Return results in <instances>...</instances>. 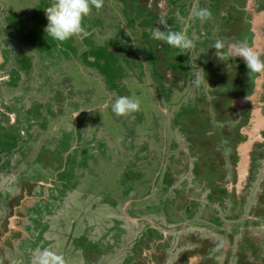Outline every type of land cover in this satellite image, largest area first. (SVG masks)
Returning a JSON list of instances; mask_svg holds the SVG:
<instances>
[{
    "label": "rangeland",
    "instance_id": "rangeland-1",
    "mask_svg": "<svg viewBox=\"0 0 264 264\" xmlns=\"http://www.w3.org/2000/svg\"><path fill=\"white\" fill-rule=\"evenodd\" d=\"M196 1H177L178 4H183L182 16H186L187 11ZM225 1L227 3L218 5L214 2H210V5L208 2L200 4V1L195 4L196 10L207 9L210 14L203 19L192 16L190 27L193 29L191 28L188 36L191 46L186 48L187 55L184 54L182 58L185 64H188L186 66L195 67L196 61L200 60V50L209 48L210 35H214L213 31L218 25V6L221 9V6L225 5L226 15H232L231 17L235 19L239 17L241 20L236 13L235 2ZM54 3L55 0H0V55L5 59L6 74L14 68L13 56L20 45H23V62H25L23 103L15 101V95H12V93L19 95V81L9 88L11 93L8 92L2 97L0 106L6 108L14 118V113L23 104L22 120L27 124L23 139L17 143L18 149L15 148L16 150L13 151L17 155H23L22 159L5 162L0 156L2 159L0 161V226L5 225V220H9L7 216L11 215L16 205V214L12 217L13 225L10 224L11 229L14 227L15 229L11 235L9 233L11 229L1 235V238L8 237L9 241L0 243V264H45V262L61 264V261L62 264H88L91 256L86 255L87 253L85 255L82 253L81 259H69L75 244H79L84 251H94L100 256L108 254L101 258L98 264H105L108 260V264L120 263L124 258L125 264H147L139 260L132 261L137 257L136 252L141 247L147 249L151 245L154 231L159 234L158 230H154L147 221V215L154 213L157 216L160 213L164 216L163 209L170 206V203L166 204L169 202L168 196H174L171 192L168 195L158 192L154 194L151 183L153 176L159 174L162 150H164V163H168L169 158L178 159L179 155L186 156L188 150L190 154V145L188 144V147L185 142L189 141L192 128L187 129L188 126L182 124L178 112L183 115L186 101L193 100L196 95L195 79L190 77L181 82L180 86H173L169 96L163 94L164 100H160L161 104L154 100L152 91L157 94L160 89L152 84L153 79L157 80V78L154 73L153 79L150 78L149 61L155 66L158 65V61L155 55L150 56L151 60H149L148 55L154 50L153 47L159 45L166 47L161 43L167 44V42L164 39H155L159 42H153V45L150 40L153 39L154 31L162 32V28L170 24L165 23L166 21L152 23L150 20L152 15L147 12L153 7L151 1L148 0L145 8L138 0H102V6L98 9L90 3V12L83 20L87 35L74 36L63 43L51 42L45 32L48 23L46 11ZM165 9L166 7L160 11L154 8L153 11L159 15L163 14ZM138 10L142 13L140 14ZM142 19L148 21L143 23ZM196 25L202 27L196 29ZM203 27L209 32L208 35L197 33V30L202 31ZM116 41L119 42L118 48L109 44ZM197 44H200L199 47L196 46ZM203 44H206L205 47L202 46ZM174 53L175 50L170 47L164 49L162 54L164 61L161 64L165 60L168 63L173 59ZM94 57L107 59L108 68L102 71L99 66L101 64L92 61ZM215 66L217 67V64L213 63L212 68L216 69ZM110 71L114 73L111 78ZM2 76H4L3 72L0 71V77ZM225 82L227 81L224 80V84ZM202 83L204 88L202 93L205 94L207 103L212 97L211 89L206 79L202 80ZM163 87L162 90L165 89ZM59 95H63L61 104L57 101ZM122 96L138 102L139 109L136 112L116 115L113 105ZM158 98L160 99L159 95ZM225 102L227 106L224 105L222 115L227 113V107L230 106L226 99ZM160 105L165 110L166 116ZM188 108L189 106L186 111L189 110ZM198 113L199 118L201 114ZM225 119L226 125L232 124L229 118ZM204 120H207L205 115ZM200 125H203V131L206 130L205 123ZM153 137L159 138L163 144L161 147L155 145L159 153L154 151ZM208 138L212 139V137ZM215 142L219 145L221 154L227 152L228 146L222 136L216 137ZM257 154L258 157L262 156V152L258 151ZM37 161L40 164H36ZM49 163H55L51 173L41 175L35 171L37 165L46 166ZM218 165L221 164H216L217 167ZM37 180H41L40 183L44 185L32 184ZM24 184L29 187L28 192L34 196L17 202L15 195L17 191L22 190ZM263 184L264 154L255 167V174L251 180L249 179L246 187L244 186V195L240 201L231 202L230 197H225L221 202L215 201L211 204L208 192L203 190L199 195L200 203L195 214L192 218L189 217L190 214L187 215L190 224L185 232L192 231V233L176 236L178 243L187 246V248L181 247L182 250L185 253H193L195 250L198 253L200 250V264H212V257L216 258L225 247V239L227 240L225 230L231 231L234 225L239 223L241 226L252 225L242 221L243 219H252L256 221L254 223L264 220V218L260 220L261 217L256 216L257 213L253 210L256 202L259 201L257 197ZM50 191L57 196V203L60 206L56 208L55 205H51L52 209H47L48 205L45 204L40 207L38 203L40 192L50 195ZM237 193L240 194V191ZM163 198H166L167 202L162 200ZM7 199L11 201L14 199V205L6 202ZM120 206L123 207L120 209ZM131 206L142 210L145 220L140 219L137 223L124 220L126 216L122 215L123 208L128 209ZM113 207H117L114 208V212L118 214L116 217L110 216ZM213 207L219 215V225L228 228L214 235L204 231H193L194 227L201 229L200 222L209 224L206 218ZM160 208H163L162 211H158ZM127 211L137 214L135 210ZM37 212L39 214H36ZM114 212L111 215H114ZM170 213L173 217L182 214L181 211H174V208H171ZM115 218L120 222L117 225L120 231H113V228H110L111 220ZM100 220L103 221L101 233L105 235L104 240L113 239L111 237L113 232L116 236L118 234L119 240L122 237V244L117 248L118 253L109 252L108 247H105L107 244H99V241L92 240L94 237L84 241L72 238L81 235L84 237L83 234L89 231V222L93 221L98 225L96 221ZM158 221L160 220L154 219V223H159ZM180 221L181 219L178 220ZM259 224L264 227V221ZM213 225L217 227L214 223ZM94 229L98 232L97 228ZM136 230L139 231L136 233ZM259 231L260 242L253 244L251 241L246 242L245 239L241 244H237L234 251H231L232 264H254L257 259L260 263L264 262V255L260 253L264 250V231L257 229V233ZM40 232L43 233L38 235ZM142 233L143 237L140 239ZM230 233L236 245L241 234L234 231ZM250 235L256 234L251 232ZM30 237L31 240L28 241L32 244L27 241ZM176 238L174 236L171 250H175L174 247L178 244L175 242ZM230 241L231 239L228 238L229 244ZM109 243L112 244L111 239ZM249 244L252 245L250 248ZM191 245L192 247H189ZM165 246V243L156 245L162 254ZM126 247L131 249L129 252L134 254L133 257L126 255ZM255 250L258 254L254 253ZM228 251L229 249L225 255L230 252ZM45 252L50 255L45 257ZM170 252L172 255L170 261H172L175 256L172 251ZM55 253H57L55 257H60V261L53 259ZM185 253L177 258L184 264ZM73 255L79 257L77 253ZM196 255H191L190 264H193ZM113 257L117 258L112 260ZM224 262L225 258L220 264H225ZM156 264L160 263L156 262Z\"/></svg>",
    "mask_w": 264,
    "mask_h": 264
},
{
    "label": "flooded vegetation",
    "instance_id": "flooded-vegetation-1",
    "mask_svg": "<svg viewBox=\"0 0 264 264\" xmlns=\"http://www.w3.org/2000/svg\"><path fill=\"white\" fill-rule=\"evenodd\" d=\"M140 4H142L145 8L148 5V0H145L146 2H143L142 0H138ZM151 1L153 7H150V10H147L152 17L150 20H152V23L155 24L157 22L166 21L165 23L170 24V26H166L162 28V32L167 33L168 31H182L185 24L188 25L187 27V37L191 33V30L193 29L190 27L192 25L191 19H192V13L195 9V4H197L198 1H200V4H203V2H208L210 5V2H214L220 4V3H227L225 0H197L195 4H192L191 9L187 11L186 16H182V9L183 4H178V0H158V2H154L156 0H149ZM235 2L236 4V13L239 14L241 20L235 19L234 17H231L232 15H226L227 10L225 9V5L221 6V9H219V6L217 8V15H218V25L215 27L214 35L211 36V43L208 46L209 48H205L204 50H200V60L196 61L195 67L193 66H186L188 64H185L183 55H187L186 48H177L173 47L169 44L161 43L166 45V47L159 45V47L155 46L153 47L154 50L149 52L148 58L150 59V56L155 55L158 61V65H151L150 61V67H151V75L150 78L153 79V76L155 74L157 80L153 79V86H158L159 91L153 92L154 100L158 101L160 103V100L163 99V94L170 95L171 89H173V86H180L181 82L189 79L190 77L195 79V75L198 73L201 77V80L199 84L195 83V96L192 98L193 100H187L185 104V113L181 115L180 111L178 112L180 114V119L182 121V124L187 129L189 127L192 128L191 136H189V141L187 140L185 143L189 147L190 145V154L189 150L186 153V156H180L179 158L172 159L169 158L168 163H164V150H162L161 155V167L159 170V174L156 176H153V180L151 183V188L154 194H157V192L160 194H166L168 195L169 192L173 193L174 196L169 198L170 206L166 209L160 208L158 211H162L164 213V216H161L160 213L157 214V216L154 213L148 214V222L152 225V228L154 230H158V235L154 231V235L151 238V245L146 249L145 247H141L136 253L137 257L132 259L134 262L135 260H139L141 262H147V264H156V262H159L160 264H184L182 261L177 260L178 257H181L183 253H185L181 247L185 246V244L178 243V239L176 236L178 234L183 233H192L191 232H185V229L188 227V224H190V218L193 217L196 210L199 207V201L202 191L205 190L208 192L207 195H209V199L211 201V204L215 201L221 202V200H224L225 197H230L231 202H238L244 195V189L246 185L249 182V179L253 177L255 174V167L258 164L259 159H262V156L264 154V127L260 131V141H255L253 144V148L250 152L251 156V163L249 167V177H247V182L245 184V187L241 189L240 194L237 193L236 189V162H237V145L245 141L247 139V136L245 134H242L241 126L247 125L250 120L251 113L254 108H259L261 114L264 115V75H260L258 73H252L250 72L243 59L238 58L236 55V52L239 50L240 46H244L246 48H252L255 49L256 52L259 54L260 59L264 60V0H231L230 3ZM163 4V5H162ZM176 6H173L175 5ZM166 7L163 14H157L153 10L154 8H158L160 11L163 10V8ZM193 7V8H192ZM172 18V19H171ZM154 20V21H153ZM175 22L178 24L176 25ZM225 22V25H224ZM163 23V22H162ZM202 27L200 25H196V29ZM192 28V29H191ZM197 33L208 35V31L206 28L203 27L202 31H198ZM211 34V33H210ZM152 44L153 42H159L155 40L154 38L150 40ZM209 41H207L206 44H208ZM206 44H203L202 46L205 47ZM200 44H197L196 46L199 47ZM174 49L175 53L173 55V59H170V61L167 63L165 62L163 64V53L164 49L168 48ZM13 56V62H14V68L13 70H10L9 74H6V66H5V59L0 55V71L3 72L2 77H0V105L2 97L6 94L11 93L10 89L11 86H14L15 84H18L20 87L19 95H16L12 93V95H15L16 99L15 101H22L23 97V69H25V62H23V45H20V48L15 50ZM152 53V54H151ZM151 54V55H150ZM4 55V53H3ZM213 63L217 64L216 69L212 68ZM201 66V67H200ZM206 66V68H204ZM167 67H169L167 69ZM200 67V68H199ZM189 68V69H188ZM150 69V68H149ZM216 70V71H215ZM154 73V74H153ZM220 73V74H219ZM7 78H4V77ZM20 79V80H19ZM206 79L208 81V86H210V93L212 97L207 100V103L205 102V94L202 93L203 83L202 80ZM224 80L227 81L224 84ZM158 81V83H157ZM160 84V85H159ZM164 86V87H163ZM162 87L165 88L162 90ZM15 88V87H14ZM209 93V92H208ZM4 94V95H3ZM158 95L160 99L158 98ZM201 95V96H200ZM63 95H59L57 97V101L63 103V100H61ZM4 99V98H3ZM225 99L228 101L230 106L227 107V113L222 115V111L224 108ZM245 100V101H243ZM243 101V102H242ZM23 103V101H22ZM161 104V103H160ZM228 104V105H229ZM9 106V105H8ZM189 106V110L186 111V108ZM227 106V105H226ZM22 106H20V109L16 110L14 113V118L11 116V113L6 108H1L0 106V156L3 157L5 162H11V160L19 161L18 159H22L23 155H17L16 152H13L17 148V143L23 139V134H25V131L27 129V124L23 123V112H22ZM160 108L163 109V107L160 105ZM166 116V112L163 109ZM200 113L201 116L198 118L197 113ZM222 112V113H221ZM198 113V114H199ZM20 114V116H19ZM204 115L206 116L207 120H204ZM225 118H229L232 121V124L226 125ZM165 119V118H164ZM190 119V121H188ZM227 119V120H229ZM29 123V122H28ZM206 125V130L203 131L202 126L200 124ZM24 125V126H23ZM244 127V126H243ZM166 135V134H165ZM194 135V136H193ZM20 136V138H19ZM222 136L224 138L225 144L228 146L227 152L225 151L224 154H221L219 145L215 142L216 137ZM208 137H212V139L209 140ZM153 144H154V151L156 153L158 152V149L155 148V145L158 147L163 146L162 142L157 137H153ZM208 138V139H207ZM152 141V138H151ZM165 142V140H164ZM214 142L215 144H212ZM165 144V143H164ZM189 144V145H188ZM18 149V148H17ZM262 152V156L258 157L257 152ZM13 152V156L12 155ZM19 152V151H18ZM189 154V155H188ZM174 160V161H173ZM2 161V159H0ZM177 161V163H175ZM36 164H40L38 161L35 162ZM220 163L221 165L216 166V164ZM53 164L55 163H49L48 165H37L35 168V171L38 172L41 175H47L52 172ZM191 164V165H189ZM165 166V167H164ZM154 168V166H153ZM207 170V171H204ZM1 174V173H0ZM39 178H41V176ZM189 174V175H188ZM181 180V182L179 181ZM41 180H37V182L32 184H38L42 185L40 183ZM177 182V184H176ZM264 185V184H263ZM22 190L16 193V201H23V199L28 200L29 198H32L34 195L30 194L28 192L29 187L27 185H23L21 188ZM23 194H22V193ZM246 192V191H245ZM193 194L192 196L189 194ZM21 195V197H19ZM150 195V192L148 193ZM40 198L38 199V203H40V207L42 205L47 204V209L51 208V205L60 206L59 203H57V196H55L51 191L50 195L44 194L43 192H40ZM258 203L256 202V206H254L253 210L257 213L256 216L261 217L260 220L264 218V186L259 192L258 195ZM9 199L10 196H9ZM162 200L166 201V198H163ZM10 205H14V199L6 200ZM230 202V205H232ZM34 203V202H33ZM222 203H224L222 201ZM263 204V206H260ZM33 205V204H32ZM212 207L211 205H209ZM39 207V208H40ZM118 207V206H117ZM117 207L112 208V212H114V208L117 209ZM120 206L119 208L121 209ZM32 208V207H31ZM44 208V206L42 207ZM171 208H174V211H181L182 214L179 216H172L170 213ZM234 208V207H233ZM10 209V207H8ZM41 209V208H40ZM46 209V210H47ZM52 209V208H51ZM135 210L137 214H131L127 210ZM123 208V214L126 216V219L124 217V220H129L131 223H137L140 219H144L145 214L142 210H139L136 208V206L133 208V206L129 208ZM236 209H238L236 207ZM209 210V209H208ZM262 210V212H261ZM235 211V210H234ZM111 212V214H112ZM129 214H128V213ZM115 213V212H114ZM205 213V212H204ZM207 213V212H206ZM236 213V211H235ZM11 215H8L7 218L9 220H5V225L0 226V243L5 240L9 241L8 237L3 236L1 238V235L4 231H8L11 229V223L13 215L16 214V205H14V210L10 213ZM36 214H39L37 212ZM111 217H116L118 214L111 215ZM190 214V218H188L187 215ZM255 214V213H254ZM208 217L206 218V222L209 224H205L204 222H200L199 224L202 225L201 229L198 227H194L193 231L197 232H208L218 234L219 231H223L227 229L226 226H220L219 225V215L217 213V210L213 207V209L210 210V212L207 214ZM36 218V217H35ZM157 218L159 223H154V219ZM178 222V220H180ZM108 220V219H107ZM113 220V219H112ZM110 228H113V231H120L117 229V225L120 223L117 218L112 221ZM145 220V219H144ZM186 220V221H183ZM192 220V219H191ZM256 220V218H255ZM73 221V220H71ZM106 222V219L104 220ZM242 221H246L248 224L252 225H245L241 226L237 224L236 227L234 225L233 230H225L227 237V240L225 239V247H223V252L221 254H218L216 258L212 257V264L217 263L220 264L222 262V259L225 258V264H232L233 261V253L231 251H234L237 248V244H241L242 241L246 239V242L250 243L253 242V244H257L260 242L261 232L257 233V229H262L264 231L263 225L259 223H263L264 220L254 223L256 221L248 219H243ZM88 222V221H87ZM99 224L95 225L93 221L89 222V231L84 237L81 235V237L73 236L72 238H79V241L82 240H88L89 238L92 240L99 241V244L106 243L105 247H108V251L111 253H118V245L122 244V237L119 240L118 234L116 236L115 232H113V239L108 238L107 240H104V236L101 232L103 229V226L101 225L103 223L102 220L96 221ZM169 222L170 224H167ZM4 223V222H3ZM202 223V224H201ZM213 223L217 226L214 227ZM11 224V225H10ZM7 225V228H6ZM187 225V226H185ZM211 227H210V226ZM229 225V224H227ZM259 226V227H258ZM262 226V227H261ZM99 227V228H98ZM191 227V226H190ZM97 228L98 232L94 229ZM257 228V229H256ZM15 229L12 228L10 230L11 232ZM72 230V229H70ZM133 231V229H132ZM139 230H136V233ZM239 232L240 239L237 240L235 245L234 237L231 236L232 234L230 232ZM15 232V231H14ZM255 233L256 235H250V233ZM40 232L38 235H41ZM111 235V234H110ZM258 235V236H257ZM174 236L176 238L175 242L178 244L176 245L175 250H171L170 246L172 244V241L174 239ZM63 237V236H62ZM108 237V235H107ZM127 237V236H126ZM143 233L140 234V239H142ZM88 238V239H87ZM228 238L231 239L230 244L228 243ZM4 239V240H3ZM56 239V238H55ZM110 239L112 240V244L109 243ZM28 240H31V237ZM133 240V238H132ZM134 241V240H133ZM132 241V242H133ZM32 244L31 241H28ZM79 243V242H78ZM160 243H165V251L163 250V254L160 253L156 245H159ZM187 245H190V243H187ZM248 245V244H245ZM243 245V247L245 246ZM33 246V245H32ZM252 245L249 244V248ZM187 248V246H185ZM189 247H192L189 246ZM241 247V248H243ZM127 248V254L130 258L133 257V255L129 252L131 250L129 247ZM114 249V250H113ZM229 249V253L225 255L227 250ZM148 250V251H147ZM195 250V249H194ZM263 250V249H262ZM175 256V259L170 261V258H172L171 252ZM196 251V250H195ZM193 253H185V264H190V258L191 255H196V259L194 260L193 264H200L201 260V254L200 250H198ZM144 252L143 254H141ZM252 252V250H251ZM73 253H77L79 257H75ZM83 253V255L91 256V261H88V264H98L100 262L101 258L106 257L108 254H104L103 256L95 253L94 251H87L83 250L79 244H75V247L72 249V254L70 255V260H73L74 258L81 259L80 255ZM254 253L258 254L257 250L254 251ZM264 255V250L263 252ZM57 253L53 254V257L56 256ZM97 254V255H96ZM114 255V254H112ZM118 255V254H115ZM125 255V256H126ZM117 257L111 258L116 259ZM110 259V260H111ZM264 259V258H263ZM109 260L105 262V264H108ZM126 259L124 258L122 262L120 263H111V264H125ZM85 263V262H84ZM264 264L260 263V261L257 259V262L254 264ZM45 264H47L45 262Z\"/></svg>",
    "mask_w": 264,
    "mask_h": 264
},
{
    "label": "clouds",
    "instance_id": "clouds-1",
    "mask_svg": "<svg viewBox=\"0 0 264 264\" xmlns=\"http://www.w3.org/2000/svg\"><path fill=\"white\" fill-rule=\"evenodd\" d=\"M90 3L97 9L102 6V0H55V3L46 11L48 23L45 27L47 37L52 41L63 43L74 36L87 35L83 20L90 12ZM210 13L207 9L193 10L192 15L203 19ZM187 27L185 24L182 31H168L167 33L156 30L153 32L154 39H164L167 44L177 48H188L191 41L187 37ZM238 58L243 59L247 69L252 73L264 75V60L260 59L255 49L240 46L236 52ZM201 77L195 75V83L199 84ZM139 103L122 96L113 105L116 115L136 112ZM45 257L50 254L45 252ZM60 261V257H53ZM62 264V261H61Z\"/></svg>",
    "mask_w": 264,
    "mask_h": 264
},
{
    "label": "water",
    "instance_id": "water-1",
    "mask_svg": "<svg viewBox=\"0 0 264 264\" xmlns=\"http://www.w3.org/2000/svg\"><path fill=\"white\" fill-rule=\"evenodd\" d=\"M245 101V100H243ZM242 101V102H243ZM264 127V115L261 114L259 108H254L249 123L242 127L241 132L247 136L245 141L237 145V162H236V189L237 192L245 186L249 175V167L251 163L250 152L255 141H260V131ZM12 223V220H11ZM13 224V223H12Z\"/></svg>",
    "mask_w": 264,
    "mask_h": 264
},
{
    "label": "trees",
    "instance_id": "trees-1",
    "mask_svg": "<svg viewBox=\"0 0 264 264\" xmlns=\"http://www.w3.org/2000/svg\"><path fill=\"white\" fill-rule=\"evenodd\" d=\"M129 5V4H128ZM142 5V4H141ZM131 6V5H130ZM130 9H131V7H129ZM129 9H127V7H126V11H128ZM138 11H140V14L142 13V11L141 10H138ZM143 21V23H146L148 20L147 19H142ZM109 44H111V45H115L117 48H118V44H119V42L118 41H116V43H109ZM120 47V46H119ZM113 53H116V52H113ZM92 61H94V62H96L97 64H101V65H99L100 67H101V70L103 71L105 68H108V66H109V61L107 60V59H102V58H100V59H98V58H96V57H94L93 58V60ZM169 67H167V69H168ZM109 77L111 78V77H113L114 76V73L112 74V71H110L109 72ZM58 103L60 104V102L58 101ZM19 197H21V195L19 196Z\"/></svg>",
    "mask_w": 264,
    "mask_h": 264
}]
</instances>
